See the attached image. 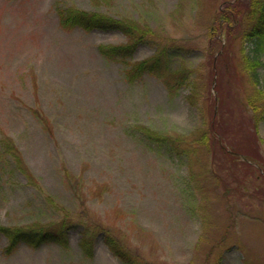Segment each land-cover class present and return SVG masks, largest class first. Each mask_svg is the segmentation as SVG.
<instances>
[{"label": "rangeland", "instance_id": "374dc122", "mask_svg": "<svg viewBox=\"0 0 264 264\" xmlns=\"http://www.w3.org/2000/svg\"><path fill=\"white\" fill-rule=\"evenodd\" d=\"M236 1L0 0V225L64 223L70 241L8 254L0 235V264H126L106 232L136 264H264V119L256 130L241 104L242 16L218 49L211 31L219 9L247 5ZM59 7L130 21L145 37L108 59L99 46L128 35L65 28ZM164 48L161 74L126 77ZM213 121L221 144L201 140Z\"/></svg>", "mask_w": 264, "mask_h": 264}, {"label": "trees", "instance_id": "16d2710c", "mask_svg": "<svg viewBox=\"0 0 264 264\" xmlns=\"http://www.w3.org/2000/svg\"><path fill=\"white\" fill-rule=\"evenodd\" d=\"M237 0L236 2H238ZM242 1V0H241ZM235 2V3H236ZM246 7L232 9L234 12H224L219 9L218 17L222 24H218L217 28H212V33L218 31V38L215 37V46L218 49L220 38H228L230 35L229 25L230 18H235L236 15L242 16V26L239 29L240 36L243 41V47L240 50V61L236 64V73L244 74L247 80V93L242 98L241 104L246 111L249 112L252 124L257 130L260 123L264 119V79L262 72L264 70V0H247ZM236 5V4H234ZM61 25L65 28L82 27L86 30L92 29H120L129 37V42L124 44L112 45L101 44L99 49L101 53L108 59L125 58L131 56L135 51V45L142 41L145 37V30L137 24L124 19L108 16L100 12H89L77 8H58ZM227 19V20H225ZM226 22V23H225ZM216 51H210L214 54ZM168 51L166 48L158 50L154 55L134 63L126 71V77L132 80L136 77L142 76L145 73L160 72L161 60L164 61ZM184 75V73H183ZM180 77L177 83H181L185 76ZM213 121L209 125V129H205L201 140L207 144L208 136H216L218 141L222 142V133L217 130L216 124ZM148 136L151 133L146 131ZM222 137V139H221ZM222 150H225L224 145H221ZM224 148V149H223ZM225 153L230 159L236 157V153L232 148L227 149ZM87 232L82 234L80 245L87 256L94 254V240L87 237ZM0 235H4L8 239V244L5 251L12 253L21 243H25L32 247H39L44 243H57L64 247L70 244L68 228L62 223L57 229H46L44 227L23 229L20 227H8L0 225ZM104 241L110 248L111 252L119 257L126 264H136L138 257L130 253L123 244L110 232L103 235Z\"/></svg>", "mask_w": 264, "mask_h": 264}]
</instances>
